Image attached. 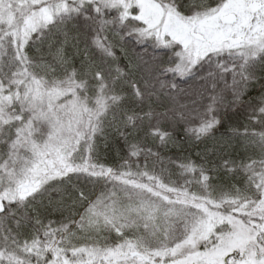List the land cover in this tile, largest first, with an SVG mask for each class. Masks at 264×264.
Instances as JSON below:
<instances>
[{
	"label": "snow or ice",
	"instance_id": "1",
	"mask_svg": "<svg viewBox=\"0 0 264 264\" xmlns=\"http://www.w3.org/2000/svg\"><path fill=\"white\" fill-rule=\"evenodd\" d=\"M0 264H264V0H0Z\"/></svg>",
	"mask_w": 264,
	"mask_h": 264
}]
</instances>
